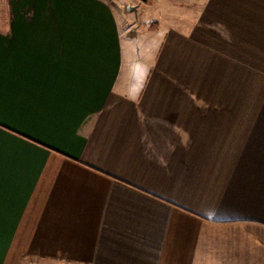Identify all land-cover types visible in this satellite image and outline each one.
Here are the masks:
<instances>
[{"label":"crops","instance_id":"crops-1","mask_svg":"<svg viewBox=\"0 0 264 264\" xmlns=\"http://www.w3.org/2000/svg\"><path fill=\"white\" fill-rule=\"evenodd\" d=\"M4 3L0 264H264V0Z\"/></svg>","mask_w":264,"mask_h":264},{"label":"rangeland","instance_id":"rangeland-1","mask_svg":"<svg viewBox=\"0 0 264 264\" xmlns=\"http://www.w3.org/2000/svg\"><path fill=\"white\" fill-rule=\"evenodd\" d=\"M112 6L114 12L117 15L118 21L120 22V27L128 28L134 33L133 37H127L125 34L121 36V47L125 53H130V55L137 59L141 56L145 58L151 57L156 51V45L158 40H154L155 36L158 35L157 31L149 28L154 27V24L148 23L151 19H156L158 21L161 12L158 9L154 10L155 3L152 5L142 2L141 0H107ZM150 2L151 0H147ZM4 0H0V19L4 17ZM127 6H135L136 12L127 11ZM137 6H139L137 10ZM156 47V48H155ZM35 264H46L42 262H37Z\"/></svg>","mask_w":264,"mask_h":264},{"label":"water","instance_id":"water-1","mask_svg":"<svg viewBox=\"0 0 264 264\" xmlns=\"http://www.w3.org/2000/svg\"><path fill=\"white\" fill-rule=\"evenodd\" d=\"M142 2H146L147 0H141ZM126 10L127 11H133V12H136V7L135 6H127L126 7Z\"/></svg>","mask_w":264,"mask_h":264}]
</instances>
